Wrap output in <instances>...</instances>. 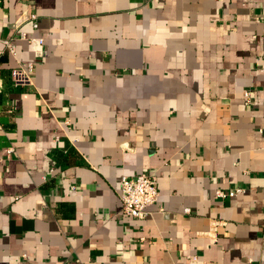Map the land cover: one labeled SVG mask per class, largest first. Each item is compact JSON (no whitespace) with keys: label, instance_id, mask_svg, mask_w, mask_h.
<instances>
[{"label":"crops","instance_id":"1","mask_svg":"<svg viewBox=\"0 0 264 264\" xmlns=\"http://www.w3.org/2000/svg\"><path fill=\"white\" fill-rule=\"evenodd\" d=\"M263 17L264 0H0V264H264ZM139 173L158 188L140 220L118 192Z\"/></svg>","mask_w":264,"mask_h":264},{"label":"built area","instance_id":"2","mask_svg":"<svg viewBox=\"0 0 264 264\" xmlns=\"http://www.w3.org/2000/svg\"><path fill=\"white\" fill-rule=\"evenodd\" d=\"M30 19L33 22V27H37L35 15L31 14ZM264 22V17H263ZM22 38L23 35H21ZM36 39H31L35 41ZM39 43L42 40H38ZM9 53H14V45L11 41H3ZM33 70V65L28 64L27 68L15 70L13 79L15 85L27 84L30 82V74ZM260 70L264 73V56L262 57V64ZM246 103H249V93H244ZM52 172V170H50ZM118 192L120 200V211L122 215L132 219H143L147 214V209L156 203L158 199L157 179L154 175L139 173L133 176L122 175L118 179ZM240 189H234L228 193L222 191L217 192L220 198L232 197L240 193Z\"/></svg>","mask_w":264,"mask_h":264}]
</instances>
